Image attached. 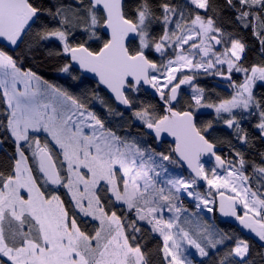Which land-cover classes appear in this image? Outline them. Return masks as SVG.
<instances>
[{
	"label": "snow or ice",
	"instance_id": "snow-or-ice-1",
	"mask_svg": "<svg viewBox=\"0 0 264 264\" xmlns=\"http://www.w3.org/2000/svg\"><path fill=\"white\" fill-rule=\"evenodd\" d=\"M240 30L264 54V0H0V152L13 149L0 161V264H152L146 237L162 240L163 264H195L189 249L211 259L221 247L215 264H252L249 240L182 219L181 195L264 242V191L246 174L264 179V152L259 164L235 145L222 157L214 122L200 119L212 109L240 145H251L243 124L254 120L264 141V64L244 66ZM37 53L80 94L26 67ZM201 70L223 77L231 97L212 101L194 83ZM145 86L159 109L140 99ZM168 138L167 151L153 147ZM184 165L188 178L170 175Z\"/></svg>",
	"mask_w": 264,
	"mask_h": 264
},
{
	"label": "trees",
	"instance_id": "trees-1",
	"mask_svg": "<svg viewBox=\"0 0 264 264\" xmlns=\"http://www.w3.org/2000/svg\"><path fill=\"white\" fill-rule=\"evenodd\" d=\"M183 2V0H181ZM225 19H232L227 13L224 14ZM228 30L231 31L234 27V24H228L227 25ZM240 34L244 37L245 42L250 46L249 50L246 52V61L244 63L245 67H249L253 64H264V54L260 52V46L257 42V40L252 36L250 30H240ZM0 47H3L0 45ZM93 47H99L98 44H94ZM22 56V52L18 53ZM43 56V53H37L36 54V59L31 60V59H25L24 60V65L26 67H32L33 70L37 71L39 75H41L44 79L49 80L50 82L60 85L64 88H66L69 92L73 93L74 95H79L82 89H79L74 86L75 82L67 79L64 74L58 73L56 71V66H57V61H50L48 59H42L41 57ZM154 59H157L158 62H164L166 58L162 57H157L155 55L153 57ZM197 84L204 88L211 96L212 101L218 102L221 98H230L232 95V90H227L224 88H217L214 86V84L211 83V79L209 76L206 74H200L197 76ZM233 79L236 80L237 82L241 81V74H234ZM89 87L92 86L90 83L88 85ZM2 91V90H0ZM260 93L264 94V89H260ZM101 95L107 97L110 102L112 103L113 107H119L121 111H123V108L118 106L114 101H111V98L108 97V94L106 92H101ZM189 97H187L188 99ZM140 99L142 101L151 103L155 105L158 109L161 107V103L159 100H157L155 97H153L150 93L144 92L141 94ZM93 110L97 111L98 114L103 115L104 110L102 107L96 103H93L92 105ZM127 115V113H125ZM113 126H118L121 121L116 118H111ZM201 120L203 121H208L212 120L215 123V119L212 115H205L203 117H200ZM253 121V122H250ZM250 124L244 123L243 126L245 129L248 130L252 137V143L251 145H240L237 143V141L233 140L231 135L225 134L223 131L218 133L217 135H213L214 137L220 138V140L224 141L221 144H218V147L223 148V151H229L230 157H233V151H232V145L236 146V149L243 152L248 159H253L254 161L257 160L260 155L259 152L263 149L262 146L264 145V141H262L259 138V134L255 133L253 130V123L254 120H250ZM150 139V137H147ZM231 142L229 144L228 142ZM7 148V153H11L13 151L12 147L10 145L5 146ZM153 147H156V145H153ZM171 147V144L169 143H164V145L160 148L157 149V151H167L168 148ZM7 153L0 152V161L5 160ZM181 199L183 201V206L189 208L190 210H195L194 204L189 201L187 198L181 195ZM202 216V215H200ZM203 217V216H202ZM200 217V218H202ZM202 221L199 224V227H203V224L208 225V221L205 220V217L201 219ZM214 226L212 227L211 230L216 229V230H223L225 232H230L235 235H239L244 239H247L250 241L251 244V254L250 258L252 261V264H264V248L261 247V245L255 243L254 241H251L249 238H247L245 235H243L235 226L230 225L228 223H223L220 222L215 214V221H214ZM162 246V240L159 238H153V237H146V242H145V248L150 250V260H152V264H163L162 257L157 251V247ZM226 248L221 247L220 251H217L215 255L211 256V259L207 257H199L195 253H190L189 258L193 259L195 261V264H200V261H206L207 264H215V261L222 257L224 255V252L226 251Z\"/></svg>",
	"mask_w": 264,
	"mask_h": 264
},
{
	"label": "rangeland",
	"instance_id": "rangeland-1",
	"mask_svg": "<svg viewBox=\"0 0 264 264\" xmlns=\"http://www.w3.org/2000/svg\"><path fill=\"white\" fill-rule=\"evenodd\" d=\"M164 62H166V59H165V61ZM200 74H205V73H203V71L201 70V72L200 73H198L197 74V76H199ZM206 75V74H205ZM208 76H210V74H207ZM242 74H241V80H242ZM220 86L221 87H223L224 89H227V90H232V92H233V89L231 88V87H229L228 86V84H220ZM258 87H259V85H258ZM188 93L189 94H191V88L189 89V91H188ZM233 94V93H232ZM203 113H205V114H207V115H212L213 117H216V115H215V112L212 110V109H202L201 110ZM206 115V116H207ZM225 115H227V114H225ZM205 163V162H204ZM212 167H215V166H213V165H211V164H208V163H205V168H206V170H210ZM169 173H170V175L171 176H178V175H182L184 178H188L189 177V173H187L181 166L180 167H176V166H173V167H171L170 169H169ZM196 190L198 191V192H201V193H207L208 191H209V189H208V187H207V185L204 187V186H198L197 188H196ZM183 196V195H182ZM185 197V196H184ZM185 198H187V197H185ZM189 201H191L193 204H194V206L198 203V201H196V200H194V199H192V198H187ZM185 207V206H184ZM185 208H187V207H185ZM195 208H196V206H195ZM215 208L216 207H214L213 208V211L211 212V213H209L207 210H206V208H204L203 206L201 207V208H196L195 210H190L189 208H187L188 209V212L187 213H185L184 214V217H182V219H184L185 217L189 220V221H191V223L188 225V227H190V228H192L193 230H195L196 228H198L199 227V224H200V222L202 221L201 219L203 218V217H205V220H207L208 221V225L207 224H203V227H208L209 228V230L211 231V229H212V227L214 226V221H215ZM166 215H168V216H170L171 214H167L166 213ZM200 215H202V216H200ZM200 217H202V218H200ZM203 227H200V228H203ZM190 253H195L197 256H199L197 253H196V251H195V249H189L188 250V254H190Z\"/></svg>",
	"mask_w": 264,
	"mask_h": 264
},
{
	"label": "flooded vegetation",
	"instance_id": "flooded-vegetation-1",
	"mask_svg": "<svg viewBox=\"0 0 264 264\" xmlns=\"http://www.w3.org/2000/svg\"><path fill=\"white\" fill-rule=\"evenodd\" d=\"M158 56H159V55L157 54V57H158ZM216 77H217L216 75H212V74H210V76H209V78L211 79V83L214 84L215 87L221 89V88H223V87H221L220 84H222V83H223V84H228L227 81L217 80ZM197 80H198V78H196V80L194 81V83L197 84ZM189 89H190V86H189V87H182V90H181V91H182V94H183V96L185 97V99H187V97H190V94L188 93ZM258 90L260 91L259 87H258ZM205 115H207V114H205ZM205 115H203V116H205ZM203 116H201V117H203ZM214 119H215V123H214L215 131L213 132V135H217L218 133H220L221 131H223L225 134L227 133V134L231 135L232 139L235 141V138H234V135H233L232 131H231L230 129H227V127H226L225 125H223L222 123H216V117H214ZM250 122H253V121H250ZM250 122L247 121V122H244V123H248V124H250ZM253 131H254L255 133L259 134L255 129H254ZM167 143H169V142H167ZM169 144H171V143H169ZM163 145H164V144H163ZM163 145H162V146H163ZM156 148H157V149H160L161 146H160V147L156 146ZM218 148L221 149V150H218V154L221 155L222 157H225V158H227V159H233V158H234V157H230V155H229V154H230L229 151H223V148H221V147H218ZM262 148H263V149L261 150V152H264V145L262 146ZM261 152H259V153H261ZM260 159H261V157H259L257 160H255V162H256L257 164H259ZM251 160L254 161L253 159H251ZM202 162H205V163H208V164H211V165L215 166V164L210 163V162H207V161H202ZM181 167H182V166H181ZM182 168H183V167H182ZM183 169H184V168H183ZM184 170H185V169H184ZM185 171H186V170H185ZM220 171H222V170H220ZM186 172L189 173L188 171H186ZM189 174H190V173H189ZM246 174L249 175L250 178H251L250 181H249V183H251L252 188H253L254 191H264V188H261V187H260V184H261V183H264V179L260 178L258 174L253 173V170H252L251 167H248V168H247V170H246ZM205 186H206V184L204 185V187H205ZM238 213H241V214H242V209L239 208ZM215 214H216L218 220H219L220 222H222V221L219 219L218 215H217V207L215 208ZM223 223H226V222H223ZM228 224H229V223H228ZM230 225H231V224H230ZM233 226H234V225H233ZM236 228H237V227H236ZM247 238H249V237H247ZM249 239H250L251 241H254L255 243L261 245V247L264 248V242H260L259 240H258V241H257V240H254V239H252V238H249Z\"/></svg>",
	"mask_w": 264,
	"mask_h": 264
},
{
	"label": "water",
	"instance_id": "water-1",
	"mask_svg": "<svg viewBox=\"0 0 264 264\" xmlns=\"http://www.w3.org/2000/svg\"><path fill=\"white\" fill-rule=\"evenodd\" d=\"M2 45V44H0ZM3 46V45H2ZM217 80H221V81H226L223 77L221 76H217L216 77ZM182 87H189V86H182ZM145 92H148L150 93L153 97H155L157 100H159L158 96L155 94V91L148 88L147 86H145ZM160 102V100H159ZM161 103V102H160ZM119 106V105H118ZM122 107V106H120ZM123 108V107H122ZM171 140L172 138H168V142L171 143ZM160 147V146H158ZM218 150H221L220 148H218ZM202 161H207V162H210V163H213L215 164V161H214V158H211V157H208V156H205V157H202ZM186 171H188L190 173V170L187 169L186 165L182 166ZM206 183L201 181L199 182V185L200 186H204ZM217 200H219V197L217 196L216 197ZM239 210V208H238ZM237 210V211H238ZM217 215L219 217V219L222 221V222H226V223H229L231 225H234L235 227H237V229L243 234L245 235L246 237H249V238H252L254 240H257L258 241V238H255L254 234L253 233H250L247 229H243L242 226L239 224V221H237L234 217H226V216H223L219 210H218V207H217Z\"/></svg>",
	"mask_w": 264,
	"mask_h": 264
}]
</instances>
